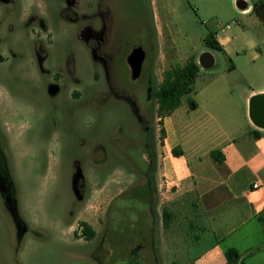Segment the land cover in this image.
I'll return each instance as SVG.
<instances>
[{
    "label": "rangeland",
    "instance_id": "1",
    "mask_svg": "<svg viewBox=\"0 0 264 264\" xmlns=\"http://www.w3.org/2000/svg\"><path fill=\"white\" fill-rule=\"evenodd\" d=\"M219 1L0 0V264L149 262L131 220L157 199L147 148L164 73L152 61L161 34L202 47L219 23L242 20L237 3ZM134 46L146 65L132 78ZM115 180L127 190L105 193Z\"/></svg>",
    "mask_w": 264,
    "mask_h": 264
},
{
    "label": "crops",
    "instance_id": "2",
    "mask_svg": "<svg viewBox=\"0 0 264 264\" xmlns=\"http://www.w3.org/2000/svg\"><path fill=\"white\" fill-rule=\"evenodd\" d=\"M230 3H239L242 20L211 31L221 50L204 39L202 47H184L164 34L157 43L154 73L190 58L199 71L194 91L156 117L155 145L147 148L157 199L131 220L136 245L150 254L146 264H231L229 248L239 253L234 264H264V126L250 116L252 98L264 94V0ZM205 51L214 59L209 68L198 60ZM127 188L115 180L104 192ZM90 218L84 222L96 232Z\"/></svg>",
    "mask_w": 264,
    "mask_h": 264
},
{
    "label": "trees",
    "instance_id": "3",
    "mask_svg": "<svg viewBox=\"0 0 264 264\" xmlns=\"http://www.w3.org/2000/svg\"><path fill=\"white\" fill-rule=\"evenodd\" d=\"M204 43L212 49L221 50L220 45L214 37V33L211 31L206 34ZM198 71L199 66L194 58H190L183 65H174L165 71L163 80L155 92L157 113L159 115L170 114L180 105L184 96L194 91V84ZM190 106H195V103L191 100ZM174 153L178 154L179 152L174 151ZM80 225L87 239H92L95 236V231L92 230L86 222L82 221ZM226 256L228 261L234 264L239 258V253L235 249L229 248L226 251Z\"/></svg>",
    "mask_w": 264,
    "mask_h": 264
},
{
    "label": "water",
    "instance_id": "4",
    "mask_svg": "<svg viewBox=\"0 0 264 264\" xmlns=\"http://www.w3.org/2000/svg\"><path fill=\"white\" fill-rule=\"evenodd\" d=\"M237 6L241 7L239 3H237ZM198 60H199V64L203 68L211 67L214 62L213 56L209 51L203 52L199 56ZM141 62H142V58H135L133 61H130L129 65L131 68L132 78H135L139 75L141 69ZM49 90L53 92L52 87ZM250 116L251 119L254 121V123L264 126V94L257 95L252 98L250 104ZM77 182H78V176H76L73 180V188L76 193L78 192Z\"/></svg>",
    "mask_w": 264,
    "mask_h": 264
},
{
    "label": "flooded vegetation",
    "instance_id": "5",
    "mask_svg": "<svg viewBox=\"0 0 264 264\" xmlns=\"http://www.w3.org/2000/svg\"><path fill=\"white\" fill-rule=\"evenodd\" d=\"M98 6H99V0H98ZM104 40H105V36L102 31L98 32V31L91 29V31L89 32V40L87 42L94 43L96 46H99L101 43L104 42ZM144 56H145V51L143 50V48L140 46H134L128 55V63H130V61H133L135 58H142L143 60ZM141 71L142 70L140 69V73L138 76H140ZM149 90H150V86H148V91ZM3 199H4V196H3Z\"/></svg>",
    "mask_w": 264,
    "mask_h": 264
},
{
    "label": "built area",
    "instance_id": "6",
    "mask_svg": "<svg viewBox=\"0 0 264 264\" xmlns=\"http://www.w3.org/2000/svg\"><path fill=\"white\" fill-rule=\"evenodd\" d=\"M235 22L239 23V20H238V19H236V20H235ZM255 186H257V185H255Z\"/></svg>",
    "mask_w": 264,
    "mask_h": 264
}]
</instances>
